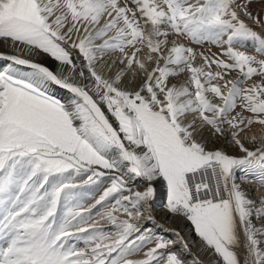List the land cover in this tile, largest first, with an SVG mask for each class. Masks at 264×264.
I'll use <instances>...</instances> for the list:
<instances>
[{"label":"snow or ice","instance_id":"obj_1","mask_svg":"<svg viewBox=\"0 0 264 264\" xmlns=\"http://www.w3.org/2000/svg\"><path fill=\"white\" fill-rule=\"evenodd\" d=\"M262 32L264 0H0V264H264Z\"/></svg>","mask_w":264,"mask_h":264},{"label":"bare ground","instance_id":"obj_2","mask_svg":"<svg viewBox=\"0 0 264 264\" xmlns=\"http://www.w3.org/2000/svg\"><path fill=\"white\" fill-rule=\"evenodd\" d=\"M9 48L5 47L4 45L0 44V52H9ZM216 51V50H215ZM37 60H40V57L35 58ZM46 66H49L53 70L56 67V62L52 61L50 58H47L45 61ZM58 95H63L61 93H57ZM217 142H220L221 144H224L222 140H218ZM224 146V145H223ZM251 146V145H250ZM235 151V150H234ZM237 151V150H236ZM239 182V181H238ZM242 187L245 188L246 191L249 192V195L252 199L256 200L261 194H264V188L257 189L253 184H243ZM158 188V195L154 202V207L156 209L155 215L157 219V223L162 224L164 228H157L156 231L160 234L169 236L171 238L172 234L170 232L165 231L164 229H171V228H177L181 231V233L189 239V241L196 240L198 243V238L195 237V233L191 231L190 226L185 221H177L174 218L168 216L163 210L162 205L164 203L163 198V190L159 188V185H157ZM254 223L257 225L261 224L260 220H255ZM151 226V225H150ZM177 249H179V245L176 246ZM193 251H195V247L193 248Z\"/></svg>","mask_w":264,"mask_h":264},{"label":"rangeland","instance_id":"obj_3","mask_svg":"<svg viewBox=\"0 0 264 264\" xmlns=\"http://www.w3.org/2000/svg\"><path fill=\"white\" fill-rule=\"evenodd\" d=\"M253 27L255 28V26H253ZM255 30L258 31V32L261 31L259 28H255ZM262 35H264V32H262ZM205 47H207V45H206ZM212 50L215 51L216 49L213 47ZM215 145H216L217 147H223L224 144H221L220 142L215 141ZM210 146H211V145H210ZM248 146L251 147L250 145H248ZM234 150H235V151H234ZM227 151L229 152V154H238V152L236 151V149H234V148H232V147H228V148H227ZM82 191H84V192H88V191H90V190H88V189H84V190H82ZM91 194H92V196L98 198V195H99L98 192L92 191ZM85 203H86V205H87V204H90V203H94V199H87V200L85 201ZM102 226H103V227H108L107 225H102ZM258 226H259V225H258ZM206 259H207V258H206Z\"/></svg>","mask_w":264,"mask_h":264}]
</instances>
